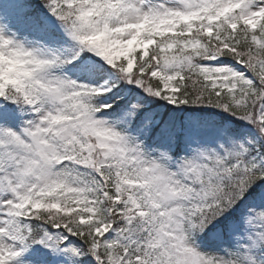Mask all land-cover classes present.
Segmentation results:
<instances>
[{
    "label": "snow or ice",
    "instance_id": "snow-or-ice-1",
    "mask_svg": "<svg viewBox=\"0 0 264 264\" xmlns=\"http://www.w3.org/2000/svg\"><path fill=\"white\" fill-rule=\"evenodd\" d=\"M0 264H264V0H0Z\"/></svg>",
    "mask_w": 264,
    "mask_h": 264
}]
</instances>
